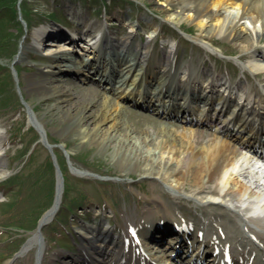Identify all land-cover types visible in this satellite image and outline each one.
Listing matches in <instances>:
<instances>
[{
  "label": "bare ground",
  "instance_id": "bare-ground-1",
  "mask_svg": "<svg viewBox=\"0 0 264 264\" xmlns=\"http://www.w3.org/2000/svg\"><path fill=\"white\" fill-rule=\"evenodd\" d=\"M164 1L171 7L165 20L201 43L208 55L220 54L213 46L215 37L223 34L233 44L230 53H237L248 71L244 73L248 82L233 83L227 75L219 74L206 78L210 71L196 69L193 60L177 61V43L166 53L159 51L155 40L160 29L156 23L147 42L137 40L134 23H128L130 36L117 42L105 23L88 26L81 12L71 6V31L58 19L47 22L35 31L33 44L28 46L24 41L19 53L8 62L22 61L26 50L41 52L49 45L43 55L50 56L46 70L25 84L19 77L20 85L41 102L55 103L49 107L41 104L37 109L26 99L33 111L43 114L38 120L31 117L39 130L46 132L49 123L56 122L64 139L77 138L111 148L123 177L129 178L134 171L153 178L180 199L201 206L206 218H199L197 233L193 223L163 225L149 232L145 224L137 226L130 220L123 233L110 222L78 225L81 253H56L50 264L56 260L65 264H178L177 257H182L181 248H186L190 237L199 242L189 257L190 261L196 257L192 264H264V0ZM223 11L230 16L223 18ZM5 15L1 12L0 21ZM184 23L195 24L198 34L187 33ZM9 26L17 25L12 22ZM84 33L92 39V45L100 40L98 49L89 46L90 51L86 55L80 51V56L68 53ZM22 70L17 69L18 75ZM7 71V66L0 67V76ZM69 72L83 76L85 82L105 81L111 92H106L102 101L94 85L91 90L75 92L74 84L56 78ZM249 76L258 80L256 86L250 84ZM112 83L113 88L109 86ZM126 101L148 107L158 115L172 116L178 122L157 132L143 130V138H137L121 118ZM94 106L98 110L89 113ZM3 143L6 141L0 134V147ZM71 174L90 177L76 166ZM4 179H8V172L0 155V181ZM56 187L58 205L64 200L65 182L60 179ZM55 212L54 208L48 211L41 221L53 223ZM224 221L235 230L228 232ZM165 235L170 237L166 247L171 252L158 256L166 250L157 248ZM26 243L22 254L35 247V264H43L46 242L40 232L33 231Z\"/></svg>",
  "mask_w": 264,
  "mask_h": 264
},
{
  "label": "rangeland",
  "instance_id": "rangeland-1",
  "mask_svg": "<svg viewBox=\"0 0 264 264\" xmlns=\"http://www.w3.org/2000/svg\"><path fill=\"white\" fill-rule=\"evenodd\" d=\"M68 6L81 12L88 26L105 23V26L115 34L117 42H123L130 36L132 31L128 23L137 25V40L147 42L156 23L160 29L155 40L159 51L166 53L167 50L174 48V43H177L175 48L177 61L193 60L196 69L205 68L210 71V76L227 75L226 77L233 83L240 81L243 85L248 82L244 75L248 74V71L243 69L238 54L230 53L233 44L228 43L223 34L215 37L213 46L220 54L208 55L201 43H195L191 37L184 35L165 20L171 7L164 0H0V14L1 12L6 14L0 21V67L5 65L8 70L6 74L0 76V134L6 141L0 147V155L8 172V179L0 181V264L36 262L35 247L29 249L18 260L12 259L29 240L43 215L50 210L55 201L56 168L52 155L40 142L43 138L48 144L54 145L56 161L65 178L62 210L43 232L46 242L43 264H50L56 253H67L64 249L68 252L81 253L71 241V237L79 238L76 228L78 225L98 226L101 222H110L118 233H123L130 220H134L137 226L145 224L149 231L161 229L163 225L193 223V231L197 233L200 226L199 218H206L202 216L201 206L185 198L180 199L177 193L153 178L144 177L140 172L134 171L129 178L123 177L117 159H113L114 152L111 148H103L97 143H84L77 138L64 139L63 136L60 137L61 127L56 122H50L45 132L39 130L31 121V117L38 120L43 115L33 111V106L38 109L41 104H47L49 107L55 103L41 102L37 95L31 94L28 88L20 85V79L24 84L28 83L30 78L37 79L38 74L46 70L49 59L43 55L46 54L49 45L42 48L41 52L26 50L22 61L19 59L12 63L8 61L19 53L24 41L25 43L28 41V46L33 44L35 31L44 26L46 21L49 22L50 18L51 20L57 18L60 21L59 17L62 16L63 21L71 23L69 20L72 17H68L71 11ZM173 9L176 11L177 7ZM222 14L223 18L230 16L225 11ZM24 16L27 21L24 20ZM114 17L117 21L113 19ZM12 22L17 26L10 27L9 24ZM246 25L252 26L250 22H246ZM183 28L193 36L198 34L195 24L184 23ZM16 30H19L18 34ZM17 67L23 68L20 75ZM56 78L66 81L67 84H74L75 92L78 93L91 90L92 85L96 86L99 89L94 90L102 95L101 101L107 92L105 88L93 84L94 82L89 80L85 82L83 76L76 77L70 72ZM249 80L252 85L256 86L258 83V80L250 76ZM27 98L33 106L26 100ZM123 106L125 108L121 114L122 121L137 138H143L140 134L143 130L157 132L178 122V120L174 122L171 117H161L153 112L135 108L127 101ZM96 107L94 106L89 113L97 111ZM13 108L14 110H11ZM111 145L115 144L112 142ZM69 163L92 174L91 177L80 178L72 175ZM226 225L228 232L235 230L230 223ZM169 238L165 235L163 241L157 243V248L166 249L158 256L171 252L170 248L166 247ZM190 238L187 239L186 248H181L184 253L183 258L177 257L178 264H187L191 252L194 253L197 248L199 242ZM221 245H226L225 241H221ZM205 257L209 259V256ZM64 262L56 260L55 264H65Z\"/></svg>",
  "mask_w": 264,
  "mask_h": 264
},
{
  "label": "water",
  "instance_id": "water-1",
  "mask_svg": "<svg viewBox=\"0 0 264 264\" xmlns=\"http://www.w3.org/2000/svg\"><path fill=\"white\" fill-rule=\"evenodd\" d=\"M42 144H44V146H46V148L49 150L50 154H52V158H53V164L55 165V168H56V176H57V183L58 181L61 179L62 182L64 181V177L62 176V173L60 171V168H59V165H57V161H56V156L55 154L53 153V145H50V144H47L45 138H43L41 141H40ZM70 164V163H69ZM73 166L70 164V169L73 170ZM62 202H60L58 205H57V199H55L54 203H53V206L50 208L51 210L49 211H53V208L57 210L56 215L57 213H59L60 211V205H61ZM47 226L46 223L44 222H40L38 227H37V232H40L41 234V238H42V233H43V229ZM23 250V248H22ZM22 250L18 253V255H16V257L14 258V260L20 258L23 256L22 254Z\"/></svg>",
  "mask_w": 264,
  "mask_h": 264
}]
</instances>
